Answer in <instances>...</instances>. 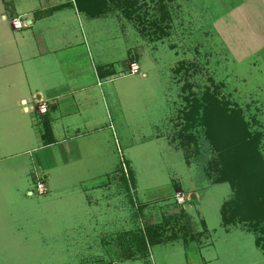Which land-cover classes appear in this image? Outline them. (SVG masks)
Returning <instances> with one entry per match:
<instances>
[{"label": "rangeland", "instance_id": "rangeland-1", "mask_svg": "<svg viewBox=\"0 0 264 264\" xmlns=\"http://www.w3.org/2000/svg\"><path fill=\"white\" fill-rule=\"evenodd\" d=\"M16 1L20 10L32 3ZM166 1L170 28L152 42L141 36L137 20L113 8L93 19L74 9L46 19L63 20L49 35L61 49L68 40L59 56L71 49L83 52L91 66L112 63L106 69L110 76L98 80L105 101L100 99L97 109L99 122L112 127L102 132L109 157L99 164L103 172L92 173L84 158L43 174L36 163L37 125H29L32 138L23 140L17 131L22 118L9 109L8 120L0 123V132L7 125L9 136L0 149V264H111L115 235L127 229L143 233V226H151L157 235L152 240L158 241L148 246L146 260L114 263L264 264V250L255 244L257 238L264 246V218L252 219L257 208L242 198L239 208L222 205L232 188L223 176L232 174L237 187L248 183V191L264 203L259 166L264 161V0ZM12 11L10 0H0L1 65L12 53L39 55L32 41L27 49L8 41L31 30L14 28ZM20 16L27 21L32 13ZM128 50L137 54L134 74L128 73L130 63H123ZM45 59L44 71L65 68L63 60ZM75 68L82 69L90 93L99 89L85 64ZM207 111L208 124L199 125ZM22 116L29 122L36 118L30 112ZM235 120L244 123L236 124L242 132L228 138ZM244 138L250 143L234 149ZM31 173L45 182L44 194L35 192ZM178 187L183 204L176 202L177 192L173 195Z\"/></svg>", "mask_w": 264, "mask_h": 264}, {"label": "crops", "instance_id": "crops-1", "mask_svg": "<svg viewBox=\"0 0 264 264\" xmlns=\"http://www.w3.org/2000/svg\"><path fill=\"white\" fill-rule=\"evenodd\" d=\"M10 1L12 2V12H14L11 14L16 16L28 12L32 13L35 10L46 9L64 2L68 3L69 0H32L31 6L23 8L22 10H20L17 5L18 1ZM27 1L30 2V0ZM73 6L74 5H67L53 12L51 15L40 19L33 20L31 18L26 21L30 27L29 29H31L30 32L26 34L20 33L18 36L12 38L8 37V41L12 39L11 43L16 41L19 42V47L22 49L30 47L31 41L36 43L39 55L41 54L40 56H37L35 53H29L28 56L12 53L7 56L5 64H0V123L8 120L7 112L9 109H15L19 113L18 117L22 118L21 121H19L21 126L17 128V131L23 134V140L32 138L30 126L37 125L39 132L35 144L40 149L41 154L37 155L39 160L38 162L36 161V163L39 171L46 175L53 168L64 167L67 162L69 166L84 158L87 163L90 164L88 166L92 173L103 172L102 169L99 171V164H101V167L105 165L104 163H106V159L109 157L103 153L104 145H102V132L109 131L112 127L111 125L107 127L105 123L99 122L97 109L99 100L103 99V101H105V91L101 88L103 84L98 80L99 78H107L110 76L108 74L111 70L106 69L109 68L112 63L104 62L98 64L95 62L94 65L91 66V63L88 62L85 56L81 57L83 52L73 54L71 49H69L63 57L59 56L60 53L58 52L68 47V40H66L65 43L67 47L61 49L58 48L56 42L52 41L49 37L51 31L56 29L59 23L60 26H63V20L61 19L60 22L56 24L46 21V19L54 16L55 13L68 11L69 9L77 11L76 7L74 6L73 8ZM3 17L6 18L7 16L4 15ZM64 26L67 28L68 23ZM43 40H45L46 44L43 43ZM46 57H50L55 64L63 60L65 68L58 71L53 69L52 72L44 71L46 68ZM82 64L87 66V68L83 70L88 73L87 76L89 77V81L92 83L95 82L92 86L95 89H97L96 87L99 88L93 94L90 93L89 85H86L89 83H84L83 79L85 78H83L82 69L75 68ZM68 66H70V68H68ZM34 95L46 99L48 105H50L49 116L51 117V121L50 130L48 132H44L41 129L40 123L36 124L39 122L42 114L36 112L33 99L31 98L30 101L26 99L28 96L31 97ZM29 112L35 114L37 118H35L33 122H29L28 120L25 121L24 116H22V114L25 115ZM29 120H31V118H29ZM27 121L29 123L28 125ZM7 127V125L6 127H1L0 149H3V141L9 137ZM155 137L158 138L159 135ZM83 150H85V154L82 153ZM24 152H28V150ZM31 161L32 157L31 160L27 161V164L31 163ZM21 169H24L23 165ZM111 171L112 170L109 172ZM106 175L107 178L111 180L112 176L109 173ZM28 176L33 182L36 181L35 174L33 176L31 173ZM131 180L133 179L131 178ZM104 184L102 183V185ZM179 190V187L177 190L173 189V195ZM230 190L231 192L225 200L229 199L232 195V188H230ZM106 197L109 198L108 194L103 193L102 198ZM196 197V194L190 195V198ZM142 228L144 229L143 233L145 236L147 230H145L144 226ZM133 234V230L127 229L119 231V233L115 235V242L117 239L120 242L117 241V244L114 243L113 248L110 249L111 262L114 263L115 260H129L135 258H145L143 260H146L149 254L148 246L150 244L146 242V248L144 249V251H146V256L134 255V253L138 251L136 249V244L132 240Z\"/></svg>", "mask_w": 264, "mask_h": 264}, {"label": "trees", "instance_id": "trees-1", "mask_svg": "<svg viewBox=\"0 0 264 264\" xmlns=\"http://www.w3.org/2000/svg\"><path fill=\"white\" fill-rule=\"evenodd\" d=\"M73 1H74V4L72 3V0H69L68 3L64 2L58 5L51 6L46 9L35 10L32 12V19L33 20L40 19V18L51 15L53 12L62 9L67 5L68 6L75 5L78 11L85 13L87 17L91 19L99 17L109 12L111 8L123 11L124 17H126L127 19L137 20V24L141 26L139 30L141 31V36L147 39L148 42L156 41V39L159 40L162 37L166 36L168 33V29L170 28L169 21L171 19V16L167 8L166 0H73ZM13 15L14 14H12L11 17H13ZM142 31L145 32L143 35H142ZM133 62L135 63L137 62V54L132 53L131 50H128L127 56L123 61L124 66L126 67L127 64L133 63ZM49 106L50 105H48L47 103V111L43 113L39 119L41 129L44 132H48L50 130L51 117L49 116V111H50ZM202 115L204 116V114ZM203 116L201 117L200 123L197 122L199 125L208 124V111H207L206 118L205 116L204 117ZM197 123L195 124L194 122L192 126L197 125ZM236 124L243 125L244 123L243 122L239 123L237 120L232 121L230 125H234V127L231 130L229 129L230 131L227 135L228 138H231V135L234 132H238V133L242 132L240 127L237 128ZM248 143L250 142H248V140L245 138L238 139L236 141L237 145L234 144L233 148L235 149V148H238V146H240L243 149L244 148L243 146L248 145ZM232 150H229V151H232ZM229 151H227L226 154H229L228 153ZM238 161L243 162V159H239ZM243 165L244 164H241L239 165V167ZM259 166L261 167L260 177H261V181H263L262 185L264 186V161L260 162ZM128 177H132V174L128 173ZM223 177H226L230 181V185L232 187V195L227 201H225L222 204L224 208L229 202L233 205L235 204V207L239 208L240 205L237 204L239 203L237 201L238 199H240V201L243 199L241 203H243L247 207L250 206L251 209L254 206L253 209L257 208L258 210L257 211L258 213L255 212L254 214H252V219L264 218V203L260 201H256L254 192L251 193L248 191V189L251 188L250 185L248 183L245 184V182L243 181V184H245L243 185V187L245 189L241 186L239 188L235 185L237 179L233 174L230 177L229 176H223ZM254 183H257V181L254 180ZM261 198H264V194H261L260 199ZM223 206L221 210V221L223 225H226L227 223L225 221V214H224L226 209H224ZM146 228H147V233L145 232L146 234L145 236H144V233H140V232L133 234L132 240L136 244V249L138 251L134 253V255L142 256V257L146 256V251H144V249L146 248V244H147L146 242H148L149 244L158 243L157 240H152L154 237L157 236L155 231L150 229L151 226L150 228L149 226H146ZM255 243L258 247L264 250V246L261 245L260 240L255 238Z\"/></svg>", "mask_w": 264, "mask_h": 264}, {"label": "built area", "instance_id": "built-area-1", "mask_svg": "<svg viewBox=\"0 0 264 264\" xmlns=\"http://www.w3.org/2000/svg\"><path fill=\"white\" fill-rule=\"evenodd\" d=\"M12 23L14 28L16 29H21L23 27H25L27 24L26 21L23 20V18L19 15L16 17L12 18ZM139 70V66L137 63L133 62L129 64V69H128V73L129 74H134ZM33 102L36 106V112H38L39 114H43L47 111V100L42 98V97H37V96H33L32 97ZM38 180V181H37ZM36 183H35V192L37 194H44L47 191V188L45 186V182L43 180H39L37 179ZM175 200L178 204H183L186 200V198L184 197L182 192H177L175 194ZM111 264H115V263H111Z\"/></svg>", "mask_w": 264, "mask_h": 264}]
</instances>
